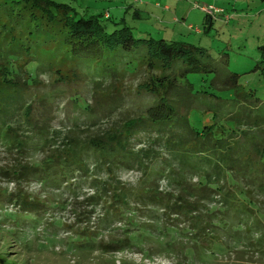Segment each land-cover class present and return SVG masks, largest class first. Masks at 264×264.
Returning <instances> with one entry per match:
<instances>
[{
	"label": "rangeland",
	"instance_id": "1",
	"mask_svg": "<svg viewBox=\"0 0 264 264\" xmlns=\"http://www.w3.org/2000/svg\"><path fill=\"white\" fill-rule=\"evenodd\" d=\"M56 1L74 9L79 17L103 15L99 20L109 31L124 29L134 39H163L199 48L205 54L200 57L201 62L208 68L205 73L188 75L192 84L189 92L194 99L193 105L187 108L185 121L193 132L198 130L203 135L202 129L211 126L208 134L224 138V142H230L228 138L234 131L241 138L240 142H251L253 136L264 130V125L245 126L244 121H238V115H221L228 109H246L255 118L264 117V104L256 102L264 99V62H260L264 57L259 50L264 45V0ZM197 4L223 7L225 16L217 15L210 21ZM21 12L28 17L24 22L7 21L5 16L0 18V42L25 41L28 30L32 31L31 14L35 15L38 25L43 26L38 12H32L31 8H23ZM106 65L112 67L113 63ZM216 67L218 71L214 72ZM98 69L90 71V65L86 64L82 73L102 79L104 75H100L102 70ZM126 73L114 80H96L99 81L96 86L89 83L63 86L56 75L39 74L44 89L55 96L48 105V117L54 130L60 132L54 138L57 146L62 147L67 142L66 135L90 141L105 130H122L130 119L136 118L135 108L150 101L146 86L152 79L165 76L167 70L160 66L150 70L146 64H139L129 66ZM233 75H237L233 86L231 82L224 85L233 80ZM110 97L121 105L113 111H103L102 105L113 102L107 101ZM72 99L87 107L88 113L93 111L99 116L88 122V117L82 114L75 124L78 113ZM1 144L0 139V257L4 259L0 264H264L262 192H256L253 200L257 203L254 212L263 224L248 226L252 234L242 228L240 233L248 234L247 238L238 240L232 232L224 230L219 237L207 233L205 239L201 238L203 242H196L192 240L190 215L184 217L177 215V211L169 213L162 209L160 215L157 213V220H148L146 216L156 214L152 208L131 204L129 208L138 211L121 219L114 208L109 210L114 195L95 188L94 181L111 179V184L119 181L125 187H138V191L142 171L125 168L113 175L94 172L87 176L75 172L77 175L60 179L57 185L41 184L32 166H36L44 154L23 158ZM135 147L148 146L135 144ZM159 151L162 152L159 157L167 161V154ZM91 159L90 164L94 161ZM170 169L167 164V173L157 179L156 190L172 199V205L175 198L187 196L183 188L192 191L199 185L200 176H189L183 187L176 184L175 187L167 179ZM203 204L209 207L208 200ZM252 221L253 218L249 222ZM165 228H173L180 234L163 238L161 232ZM184 231L189 234L184 235ZM131 236L139 237L138 245L119 249L118 242ZM113 245L115 247L106 251L105 247Z\"/></svg>",
	"mask_w": 264,
	"mask_h": 264
},
{
	"label": "trees",
	"instance_id": "2",
	"mask_svg": "<svg viewBox=\"0 0 264 264\" xmlns=\"http://www.w3.org/2000/svg\"><path fill=\"white\" fill-rule=\"evenodd\" d=\"M196 7L210 21L217 15L225 16L223 7L198 4ZM204 7L214 10L210 14L203 10ZM23 8L38 12L44 24L38 25L35 15L31 14L29 25L33 32L28 30L25 41L0 42V139L2 147L23 158L44 154V158L32 166L39 183L57 185L60 179L77 175L75 172L85 176L94 172L113 175L117 170L131 168L142 171L138 191V187H125L119 181L111 184V179L94 181L96 189L114 195L109 210L114 208L121 219L138 211L130 209L131 204L152 208L156 214L146 216L148 220H157V213L160 215L162 209L169 213L177 211V215H190L192 240L196 242H203L207 233L219 237L224 230L240 240L253 233L248 226L263 224L254 212L257 203L253 198L256 192L264 193V130L253 136L251 142H240L235 131L228 138L230 142H224V138L208 134L211 126L202 129L203 135H200L185 121L187 108L193 105L194 99L189 92L192 84L188 75L205 73L208 68L201 62L200 57L205 54L199 48L186 43H168L163 39H134L124 29L109 31L99 20L103 15L79 17L74 9L56 0H0V18L5 16L7 21L24 22L28 17L21 12ZM259 50L264 57V45ZM107 62H112V67H108ZM86 64L90 65V71L100 68V75H104L102 79L84 76L82 71ZM139 64H146L150 70L160 66L167 74L152 79L146 86V91L151 94L147 96L150 101L135 108L136 118L130 119L122 130H105L90 141L66 135L67 142L62 147L55 144L54 138L60 132L54 130L48 117V105L55 96L44 89L39 74L56 75L63 86L81 83L96 86L99 83L96 80H114L127 74L129 66ZM217 71L218 67L214 72ZM236 76H231L233 80L224 85L231 82L233 86ZM113 100L115 98L110 97L107 101ZM256 102L264 104V99ZM74 104L75 113H78L75 124L82 114L88 117V122L99 116L93 111L88 113L89 109L80 106L79 102ZM118 105H121L120 101H113L102 105V109L113 111ZM221 115H238V121H244L245 126L264 125V117L255 118L246 109H228ZM135 144L148 147L139 148ZM159 149L167 154V161L159 157L162 154ZM91 158H94L92 164L89 163ZM167 164L171 168L167 179L174 186L183 187L189 176H200L199 185L192 191L183 188L187 196L175 198L172 205V199L163 197L156 190V181L167 173ZM207 200L209 207L206 208L203 203ZM242 228L248 234L242 235ZM177 233L180 234L173 228H165L161 235L166 238ZM138 241L139 237L131 236L117 245L124 250L137 246ZM112 247L115 245L105 249ZM3 260L0 257V261Z\"/></svg>",
	"mask_w": 264,
	"mask_h": 264
},
{
	"label": "built area",
	"instance_id": "3",
	"mask_svg": "<svg viewBox=\"0 0 264 264\" xmlns=\"http://www.w3.org/2000/svg\"><path fill=\"white\" fill-rule=\"evenodd\" d=\"M204 11H206L207 13H212V11L214 10L213 7H204L203 8ZM216 11H220L219 9H216Z\"/></svg>",
	"mask_w": 264,
	"mask_h": 264
}]
</instances>
